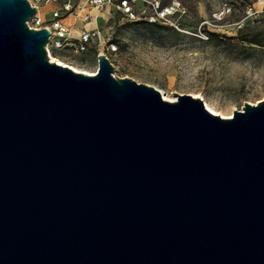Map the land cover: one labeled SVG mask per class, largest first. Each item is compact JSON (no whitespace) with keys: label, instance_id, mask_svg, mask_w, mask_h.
Listing matches in <instances>:
<instances>
[{"label":"water","instance_id":"1","mask_svg":"<svg viewBox=\"0 0 264 264\" xmlns=\"http://www.w3.org/2000/svg\"><path fill=\"white\" fill-rule=\"evenodd\" d=\"M0 0V264H264V100H204L52 62Z\"/></svg>","mask_w":264,"mask_h":264},{"label":"rangeland","instance_id":"2","mask_svg":"<svg viewBox=\"0 0 264 264\" xmlns=\"http://www.w3.org/2000/svg\"><path fill=\"white\" fill-rule=\"evenodd\" d=\"M159 1L171 14L161 18L150 5L139 3L133 19L109 7L99 26V46L86 52L49 48L48 56L93 75L104 52L116 77L153 86L169 98L175 93L200 97L225 116L264 100V0ZM67 2L80 6L81 0H43L40 7L53 8L46 18L43 11L40 16L49 22ZM88 10L78 9L80 16L65 23L82 21ZM84 23L71 26L74 42L82 30L94 27Z\"/></svg>","mask_w":264,"mask_h":264},{"label":"built area","instance_id":"3","mask_svg":"<svg viewBox=\"0 0 264 264\" xmlns=\"http://www.w3.org/2000/svg\"><path fill=\"white\" fill-rule=\"evenodd\" d=\"M32 7L37 8V14L30 19L27 24L29 28L40 30L48 29L50 31V41L47 46V50L52 48L53 50H64L69 47H75L77 51L86 52L92 45L99 46L100 39L102 37L101 28L97 27L93 30H83L81 32L80 38L77 42H74L72 35L70 34V29L63 23V20L68 16H80L77 13L79 9L78 6L73 5L72 3H64L61 8L52 13V19L47 22L39 15L40 6L39 4L43 0H28ZM89 7V11L82 15V20L85 23L92 22L93 20L99 21L104 20L106 11L109 7L117 9L129 15L133 19L136 18L134 11V6L141 4H147L152 7L156 15L164 18L170 13L169 7H162L159 0H84ZM92 9L97 10V14H92L90 11ZM114 48V47H113ZM116 49H112L115 51ZM100 54H104L100 53Z\"/></svg>","mask_w":264,"mask_h":264},{"label":"crops","instance_id":"4","mask_svg":"<svg viewBox=\"0 0 264 264\" xmlns=\"http://www.w3.org/2000/svg\"><path fill=\"white\" fill-rule=\"evenodd\" d=\"M86 4H85V2L83 1V0H81V2H80V6H78V8L79 9H86ZM52 6H47V5H45V6H42V7H40V10L39 11H43V16H45V18H46V16H48L49 15V13L51 12V10H52ZM89 11V10H88ZM87 12V11H86ZM85 12V13H86ZM92 14H97V10L96 9H92L91 11H90ZM84 14V13H83ZM69 17H73V18H75V16H73V15H71V16H68V17H66L64 20H63V23L66 25V26H68L71 30H72V32H73V29L74 28H72L73 27V24H74V22H82V23H84L83 22V20L82 21H79V20H75L74 22H68V23H65V21L69 18ZM45 20V19H44ZM46 21V20H45ZM105 21V18H104V20H99V21H95V20H93L92 21V24H94V27L91 29H84V30H93V29H95V27L97 28V27H99L100 26V24L101 23H103ZM89 23H91V22H89ZM85 24V23H84ZM88 24V23H87ZM72 26V27H71ZM83 31V30H82ZM78 33H79V31H77Z\"/></svg>","mask_w":264,"mask_h":264},{"label":"bare ground","instance_id":"5","mask_svg":"<svg viewBox=\"0 0 264 264\" xmlns=\"http://www.w3.org/2000/svg\"><path fill=\"white\" fill-rule=\"evenodd\" d=\"M84 1V0H83ZM85 2V1H84ZM85 4H86V2H85ZM86 6H87V4H86ZM39 15H40V11H39ZM70 29V28H69ZM70 34L72 35V30L70 29ZM50 59H51V61L52 62H55V63H58V64H60V65H67L68 67H70V68H72L74 71H76V72H82V73H86V74H89V75H92V73H89V72H87V71H84V70H80V69H78V68H76V67H74V66H72V65H70V64H68V63H66V62H64V61H62L61 59H59V58H55V57H53V56H50ZM164 96V98L166 99V100H168V101H176V98L174 97V98H169V97H167V96H165V95H163ZM206 106L208 107V109L211 111V112H213L214 114H218V115H221L223 118H230L231 117V115L230 116H225V115H222V114H220V113H218L217 111H215L214 109H212L211 107H209L207 104H206Z\"/></svg>","mask_w":264,"mask_h":264}]
</instances>
